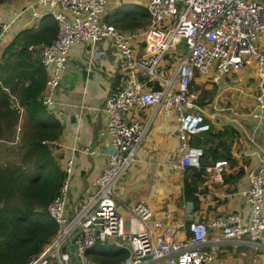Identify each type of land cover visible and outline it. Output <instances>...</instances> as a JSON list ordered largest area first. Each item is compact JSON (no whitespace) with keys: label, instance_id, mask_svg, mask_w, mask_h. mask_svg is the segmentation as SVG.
I'll list each match as a JSON object with an SVG mask.
<instances>
[{"label":"built area","instance_id":"obj_1","mask_svg":"<svg viewBox=\"0 0 264 264\" xmlns=\"http://www.w3.org/2000/svg\"><path fill=\"white\" fill-rule=\"evenodd\" d=\"M49 1L58 5L59 10L37 12L32 9L25 25L34 26L40 17L48 14L56 20L57 32L52 42L29 46L39 52L47 74L42 102L50 110L55 105L54 92L66 70L71 46L88 43L95 56H103L98 45L110 38L131 70L105 102L106 133L112 149L105 168L95 178L93 192L76 209L68 211L67 193L73 161L67 160L61 188L47 206L57 230L40 253L26 264H99L88 257L94 245L107 243L124 247L125 241L129 255L117 264H155L161 260L164 264H219L216 252L224 240L248 238L252 242H264V216L260 212L264 202V163L245 172L247 185L241 194L250 208L248 220L243 221L236 215L210 222L194 220L188 224L189 236L181 240L175 237L173 226L154 236L148 226L152 212L142 201L129 208L130 218L141 228L126 230L125 219L116 211L114 195L117 182L142 151L152 121V116L144 122L131 117L134 107H151L164 116L174 114L178 145L176 156L167 160V167L183 170L200 165L203 148L191 140L208 131L210 126L195 107L197 93L191 90V80L195 72L207 73L214 61V81L249 64L254 65L256 92L248 114L256 124H264V50L259 43L264 39V0ZM111 3L142 4L147 9L149 24L142 30L145 55L135 54L132 35L105 22L104 15ZM0 25L4 29L8 27L1 22ZM181 41L185 51L174 71L167 77L161 76L158 66L163 56ZM136 72L143 80L136 77ZM158 80L161 85L152 86ZM149 82L152 84L147 85ZM47 143L53 146L55 141ZM227 164L226 159L214 163L212 181L222 182L221 174ZM211 228L220 230L219 235L211 238ZM72 238L74 243L69 245Z\"/></svg>","mask_w":264,"mask_h":264},{"label":"crops","instance_id":"obj_2","mask_svg":"<svg viewBox=\"0 0 264 264\" xmlns=\"http://www.w3.org/2000/svg\"><path fill=\"white\" fill-rule=\"evenodd\" d=\"M121 5L128 9V15L116 11ZM121 5L111 3L104 20L132 35L135 54L145 55L146 41L142 30L147 27L127 26L134 21L130 13L137 10L134 7L136 4ZM32 9L41 12L59 10V6L52 5L49 0L45 3L39 0L0 2V22L8 26L4 29L0 25V61L3 52L18 34L46 27L49 20L56 22L48 14L40 17L34 26L27 27L25 24ZM259 43L264 50V39ZM90 47L88 43L71 46L66 70L54 92L55 105L50 110L61 125V134L54 140L52 154L62 170L67 160L73 161L67 193L69 212L93 192L95 178L107 164L112 147L106 133L105 102L131 70L118 55L110 38L98 45L103 56H95ZM184 51L182 41L170 48L158 66V73L165 77L171 75ZM38 55L36 51L31 53L34 58H39ZM215 71L214 61L207 73L195 72L191 80V90L197 93L195 107L210 126L206 133L195 136L197 145L200 143L204 151L198 167L189 166L180 170L166 166L167 160L174 158L177 152L174 114L164 116L151 107L132 109L131 117L139 122H144L150 116L152 121L143 140V154H139L131 163L114 190L116 211L125 219L126 230L141 228L139 223L130 218L129 213L130 206L137 201L146 203L152 212L148 226L154 236L173 226L174 235L180 240L189 236L188 224L194 220L210 222L218 217L236 215L246 221L250 217L249 205L241 194L247 185L245 172L256 164L264 163V124L259 126L248 114L256 92L257 72L254 65L249 64L214 81ZM136 77L143 80V76L137 72ZM150 84L152 82L147 83ZM160 85V80L152 84ZM213 150L219 155L217 159L212 157ZM226 153L227 156L222 157ZM221 159L228 160V164L221 174L222 182L217 183L212 181L211 175L214 163ZM199 170H202L200 175ZM188 182L194 187L197 203L185 194ZM260 212L264 216V202ZM219 233L218 229H209L211 238ZM73 243L74 238L69 245ZM124 243L128 247L126 241ZM125 246L99 243L93 250L101 253L111 247L125 250V259L129 255ZM216 258L219 264H264V242H252L248 238L224 240L218 245ZM155 264H164V261Z\"/></svg>","mask_w":264,"mask_h":264},{"label":"trees","instance_id":"obj_3","mask_svg":"<svg viewBox=\"0 0 264 264\" xmlns=\"http://www.w3.org/2000/svg\"><path fill=\"white\" fill-rule=\"evenodd\" d=\"M134 7L137 10L130 13L134 21L127 25L131 28L144 25L149 18L142 4ZM56 32V22L49 20L46 27L18 34L5 49L3 62H0V142L17 134L18 148L17 161L10 164L2 162L0 157V264L28 263L57 230L47 206L60 190L64 172L47 142L61 134V125L42 102L40 96L46 88L47 74L40 59L31 56L35 51L38 53L37 49H29V46L52 42ZM13 99L17 106H13ZM22 108L24 115H21ZM195 139L191 141L197 145ZM211 154L214 159L219 157L216 150ZM201 173L199 170L198 174ZM185 191L187 197L197 203L194 187L189 182ZM93 249L89 254L99 264H117L127 254L125 250L112 247L103 253Z\"/></svg>","mask_w":264,"mask_h":264},{"label":"rangeland","instance_id":"obj_4","mask_svg":"<svg viewBox=\"0 0 264 264\" xmlns=\"http://www.w3.org/2000/svg\"><path fill=\"white\" fill-rule=\"evenodd\" d=\"M116 11L120 12V13H125V15L129 14V11L125 7V5H121L120 8L117 9ZM180 11H181V8H180ZM148 24H149V18H148L147 22L144 24V28H146L148 26ZM3 54H4V52H3ZM0 62H3V58H1ZM12 103L17 106V101L15 99H13ZM21 115H24V112H22ZM17 129L19 131V128H17ZM16 136H17V134H15L14 136L12 135V137L9 136V138H10L9 140H1L2 142H0V157L3 158L2 162L6 161V163L11 164V163L18 160V153H17L18 148H17ZM142 147H143V145H142ZM142 147H141V149H142ZM140 154H143V151H141ZM22 199L25 200L24 197ZM88 257L91 258L89 252H88Z\"/></svg>","mask_w":264,"mask_h":264},{"label":"water","instance_id":"obj_5","mask_svg":"<svg viewBox=\"0 0 264 264\" xmlns=\"http://www.w3.org/2000/svg\"><path fill=\"white\" fill-rule=\"evenodd\" d=\"M93 145H94V142H93ZM69 250H71V248L69 247Z\"/></svg>","mask_w":264,"mask_h":264},{"label":"clouds","instance_id":"obj_6","mask_svg":"<svg viewBox=\"0 0 264 264\" xmlns=\"http://www.w3.org/2000/svg\"><path fill=\"white\" fill-rule=\"evenodd\" d=\"M94 246H95V245H94ZM94 246H93V247H94ZM93 247H92V248H93ZM92 248H91V249H92ZM88 252H89V251H88Z\"/></svg>","mask_w":264,"mask_h":264},{"label":"bare ground","instance_id":"obj_7","mask_svg":"<svg viewBox=\"0 0 264 264\" xmlns=\"http://www.w3.org/2000/svg\"><path fill=\"white\" fill-rule=\"evenodd\" d=\"M136 10V9H135Z\"/></svg>","mask_w":264,"mask_h":264}]
</instances>
